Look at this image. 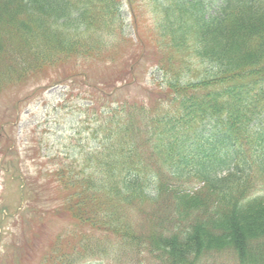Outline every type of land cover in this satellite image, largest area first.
Segmentation results:
<instances>
[{
	"label": "trees",
	"instance_id": "trees-1",
	"mask_svg": "<svg viewBox=\"0 0 264 264\" xmlns=\"http://www.w3.org/2000/svg\"><path fill=\"white\" fill-rule=\"evenodd\" d=\"M124 3L135 9L133 0H0L8 75L30 79L73 64L65 79L76 82L90 78L80 59H99L116 67L114 79L90 85L102 108L119 82L148 69L150 54L168 86L146 87L149 103L127 98L110 110L118 120L107 122L89 170L75 160L53 173L64 197L53 211L72 222L64 234L82 225L89 237L98 227L105 236L132 235L164 264H201L218 253L233 264L263 261L255 254L264 248V197L246 193L264 182V0H169L149 29L135 12L133 36L124 30ZM173 108L177 115L166 114ZM137 206L146 209L139 227ZM82 241L60 253L52 247L44 260L106 259Z\"/></svg>",
	"mask_w": 264,
	"mask_h": 264
},
{
	"label": "rangeland",
	"instance_id": "rangeland-1",
	"mask_svg": "<svg viewBox=\"0 0 264 264\" xmlns=\"http://www.w3.org/2000/svg\"><path fill=\"white\" fill-rule=\"evenodd\" d=\"M133 1L135 9L126 3L121 8L125 33L131 36L134 34L135 12L141 13L139 21L149 29L158 19L157 9L169 0ZM144 39L151 42L149 37ZM151 57L149 54L147 62L144 61L148 69L146 66L137 72L138 80L119 82L117 93H110L108 105L102 108L96 106L100 95L90 85L114 79L116 67L113 64L99 59H80L88 64L90 78L78 75L76 82L74 78L65 79L70 66L75 67L73 64L68 68L44 67L30 79L8 75L6 71L10 69H2L7 65L0 66L3 73L0 74V264H50L49 260H44V254L49 257L52 247L60 253L66 247L70 250L73 245H79L82 240L86 248L95 246L97 257L106 258L104 261L88 259L82 264H164L166 258L151 253L143 239L140 241L132 235L113 231L111 236H105L107 233L98 227L97 235L89 237L92 229L82 225L77 231L73 232L72 228L64 234V229L72 225L67 218L70 216L64 210L53 211L56 205L64 202L61 182L53 173L64 169V161L77 160L80 170L90 169L88 159L102 146L107 122L118 120L119 114L114 115L110 110L117 109L119 102L127 98L149 103L146 87L168 88L163 84L164 72L151 63L154 61ZM81 65L78 62L76 68L84 69ZM175 112L173 108V112L166 114L174 116L178 114ZM150 147L153 152L154 144L151 143ZM190 149L191 146L186 151ZM260 194L264 195L263 182L257 184L252 193L248 191L246 196ZM137 207L140 211H134L133 216L136 227H139V219L144 217L146 209ZM116 228L120 229L114 226ZM69 236V241L65 242ZM255 255L263 261L251 257L245 264H264V248ZM209 258L210 261L205 258L201 264H233L230 258L220 253ZM235 261L234 264H238Z\"/></svg>",
	"mask_w": 264,
	"mask_h": 264
}]
</instances>
